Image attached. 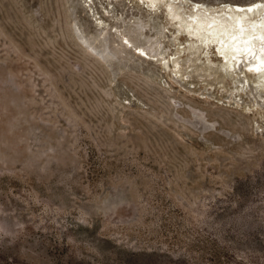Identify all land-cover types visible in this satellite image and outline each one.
I'll use <instances>...</instances> for the list:
<instances>
[{
  "label": "rangeland",
  "instance_id": "1",
  "mask_svg": "<svg viewBox=\"0 0 264 264\" xmlns=\"http://www.w3.org/2000/svg\"><path fill=\"white\" fill-rule=\"evenodd\" d=\"M165 2L0 0V264H264V111L178 83Z\"/></svg>",
  "mask_w": 264,
  "mask_h": 264
},
{
  "label": "bare ground",
  "instance_id": "2",
  "mask_svg": "<svg viewBox=\"0 0 264 264\" xmlns=\"http://www.w3.org/2000/svg\"><path fill=\"white\" fill-rule=\"evenodd\" d=\"M160 1H166L165 13L167 19L177 25L178 31H184L187 36L189 35L194 40H197L199 44L197 47L192 48L187 58L178 62L185 74V79H180L179 74L175 73L174 78L178 83L190 91H196L193 88L194 86L205 87L206 92L201 93L202 96L207 93L209 97L221 98L233 105L248 109L257 107L264 111V1L235 5L231 8L232 10L213 11L204 5L190 4L186 0H147L148 6L151 8L157 6ZM254 15L255 17L251 18ZM122 19L124 20V18ZM139 28H142L141 24ZM130 32L132 31L130 30ZM82 38L84 39V36ZM93 39L91 37L86 39V41H89L86 44L88 43L89 47L96 50L92 45ZM108 44L107 39L102 42L101 45L105 46L102 50L103 53H110ZM211 45L215 46L221 61L214 65L210 62L204 66L200 63L202 48H207ZM137 48L140 53L147 54L145 47L138 46ZM102 52L100 55L103 57L104 54ZM96 57L98 58L97 55ZM216 95L218 96L216 97Z\"/></svg>",
  "mask_w": 264,
  "mask_h": 264
}]
</instances>
